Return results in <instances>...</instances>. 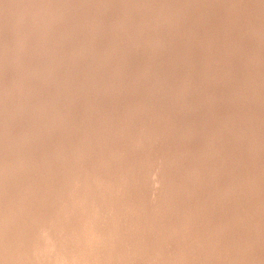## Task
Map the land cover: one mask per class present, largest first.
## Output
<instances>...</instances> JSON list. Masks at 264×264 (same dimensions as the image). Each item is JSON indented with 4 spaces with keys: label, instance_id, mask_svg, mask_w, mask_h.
<instances>
[{
    "label": "rangeland",
    "instance_id": "1",
    "mask_svg": "<svg viewBox=\"0 0 264 264\" xmlns=\"http://www.w3.org/2000/svg\"><path fill=\"white\" fill-rule=\"evenodd\" d=\"M43 1L0 0V264H264V0Z\"/></svg>",
    "mask_w": 264,
    "mask_h": 264
},
{
    "label": "bare ground",
    "instance_id": "2",
    "mask_svg": "<svg viewBox=\"0 0 264 264\" xmlns=\"http://www.w3.org/2000/svg\"><path fill=\"white\" fill-rule=\"evenodd\" d=\"M13 1H14V0H13ZM42 1H43V0H42ZM58 1H59V0H58ZM130 1H131V0H130ZM145 1H146V0H145ZM18 2H19V1H18ZM43 2H44V1H43ZM133 2H135V0H134ZM133 2H132V3H133ZM168 2H169V1H168ZM13 3H14V2H13ZM19 3H20V2H19ZM39 3H40V2H39ZM64 3H65V2H64ZM176 3H178V2H176ZM176 3H174V4H176ZM17 4H18V3H17ZM27 4H28V3H27ZM36 4H38V3L36 2ZM134 4H135V3H134ZM42 5H43V4H42ZM138 5H139V4H138ZM144 5H145V4H144ZM148 5H149V4H148ZM150 5H151V3H150ZM30 7H31V6H30ZM34 7H35V6H34ZM63 7H64V6H63ZM165 8H166V7H165ZM168 8H169V7H168ZM143 9H144V8H143ZM0 10H1V9H0ZM137 10H138V9H137ZM146 10H147V9H146ZM159 10H160V9H159ZM38 11H39V9H38ZM41 11H42V10H41ZM16 12H17V11H16ZM21 12H22V11H21ZM96 12H97V11H96ZM136 12H137V11H136ZM143 12H144V11H143ZM10 13H11V12H10ZM57 13H60V12H57ZM94 13H95V12H94ZM97 13H98V12H97ZM137 13H138V12H137ZM145 13H146V12H145ZM152 13H153V12H152ZM21 15H22V14H21ZM21 15H20V16H21ZM30 15H31V14H30ZM38 15H39V14H38ZM94 15H95V14H94ZM94 15H93V16H94ZM24 16H25V15H24ZM26 16H27V15H26ZM31 16H32V15H31ZM52 16H53V15H52ZM59 16H60V15H59ZM144 16H145V15H144ZM151 16H152V15H151ZM174 16H175V15H174ZM37 17H38V16H37ZM91 17H92V16H91ZM91 17H90V18H91ZM140 17H141V16H140ZM166 17H167V16H166ZM40 18H41V17H40ZM49 18H50V17H49ZM87 18H88V17H87ZM90 18H89V19H90ZM142 18H143V17H142ZM26 19H27V18H26ZM93 19H94V18H93ZM27 20H28V19H27ZM66 20H67V19H66ZM81 20H82V19H81ZM153 20H154V19H153ZM167 20H168V19H167ZM171 20H172V19H171ZM177 20H178V19H177ZM30 21H31V20H30ZM67 21H68V20H67ZM89 21H90V20H89ZM146 21H147V19H146ZM164 21H165V20H164ZM168 21H169V20H168ZM32 22H33V21H32ZM35 22H36V21H35ZM50 22H51V21H50ZM68 22H69V21H68ZM82 22H83V20H82ZM90 22H91V21H90ZM162 22H163V21H162ZM40 23H41V22H40ZM44 23H45V22H44ZM194 23H195V22H194ZM37 24H38V23H37ZM37 24H36V25H37ZM64 24H65V23H64ZM107 24H108V23H107ZM191 24H192V23H191ZM191 24H190V25H191ZM58 25H59V24H58ZM152 25H153V24H152ZM173 25H174V24H173ZM190 25H189V26H190ZM41 26H42V25H41ZM175 26H176V25H175ZM175 26H174V27H175ZM34 27H35V26H34ZM36 27H37V26H36ZM138 27H139V26H138ZM138 27H137V28H138ZM177 27H178V26H177ZM193 27H194V26H193ZM11 28H12V27H11ZM64 28H65V27H64ZM171 28H172V27H171ZM33 29H34V28H33ZM53 29H54V28H53ZM184 29H185V28H184ZM190 29H191V28H190ZM39 30H40V29H39ZM192 30H193V29H192ZM45 31H46V29H45ZM47 31H48V30H47ZM135 31H136V30H135ZM167 31H168V30H167ZM170 31H171V30H170ZM170 31H169V33H170ZM182 31H183V30H182ZM172 32H173V31H172ZM190 32H191V31H190ZM35 33H36V32H35ZM40 33H41V32H40ZM126 33H127V32H126ZM141 33H142V32H141ZM179 33H180V32H179ZM38 34H39V33H38ZM159 34H160V33H159ZM172 34H173V33H172ZM93 35H94V34H93ZM127 35H128V34H127ZM142 35H143V34H142ZM188 35H189V34H188ZM94 36H95V35H94ZM134 36H135V35H134ZM182 36H183V35H182ZM189 36H190V35H189ZM153 37H154V36H153ZM164 37H165V36H164ZM185 37H186V36H185ZM25 38H26V37H25ZM36 38H37V37H36ZM40 38H41V36H40ZM111 38H112V37H111ZM41 39H42V38H41ZM61 39H62V38H61ZM126 39H127V38H126ZM126 39H125V40H126ZM129 39H130V38H129ZM169 39H170V38H169ZM184 39H186V38H184ZM171 40H172V39H171ZM174 40H175V39H174ZM174 40H172V41H174ZM3 41H4V40H3ZM128 42H129V41H128ZM167 42H168V41H167ZM180 42H181V41H180ZM146 43H147V42H146ZM169 43H171V42H169ZM178 43H179V42H178ZM2 44H3V43H2ZM19 44H20V43H19ZM45 44H46V43H45ZM171 44H172V43H171ZM31 45H32V44H31ZM79 45H80V44H79ZM127 45H128V44H127ZM176 45H177V43H176ZM86 46H88V45H86ZM173 46H174V45H173ZM30 47H31V46H30ZM125 47H126V45H125ZM125 47H124V48H125ZM167 47H168V45H167ZM167 47H166V48H167ZM180 47H181V46H180ZM3 48H4V47H3ZM7 48H8V47H7ZM33 48H34V47H33ZM45 48H46V47H45ZM126 48H127V47H126ZM130 48H131V47H130ZM163 48H164V47H163ZM182 48H183V47H182ZM31 50H32V49H31ZM40 50H42V49H40ZM102 50H103V49H102ZM102 50H101V51H102ZM176 50H177V49H176ZM180 50H181V49H180ZM32 51H33V50H32ZM34 52H35V50H34ZM167 52H170V51H167ZM161 53H162V52H161ZM181 53H182V52H181ZM13 54H14V53H13ZM17 54H18V53H17ZM26 54H27V53H26ZM65 54H66V53H65ZM99 54H100V53H99ZM104 54H105V53H104ZM128 54H130V53H128ZM174 54H175V53H174ZM69 55H70V54H69ZM105 55H106V54H105ZM108 55H109V54H108ZM179 55H180V54H179ZM5 56H6V55H5ZM15 56H16V55H15ZM61 56H62V55H61ZM161 56H162V55H161ZM180 56H181V55H180ZM180 56H179V57H180ZM96 57H97V56H96ZM102 57H103V56H102ZM104 57H105V56H104ZM109 57H110V56H109ZM165 57H166V55H165ZM169 57H170V56H169ZM46 58H48V57H46ZM105 58H106V57H105ZM107 58H108V57H107ZM85 59H86V58H85ZM15 60H16V59H15ZM111 60H112V58H111ZM158 60H159V59H158ZM178 60H179V59H178ZM13 61H14V60H13ZM46 62H47V61H46ZM106 62H108V61H106ZM157 62H158V61H157ZM167 62H168V61H167ZM187 62H188V61H187ZM172 63H173V62H172ZM179 63H180V62H179ZM62 64H63V63H62ZM105 64H106V63H105ZM109 64H110V63H109ZM187 64H188V63H187ZM28 65H29V64H28ZM106 65H107V64H106ZM169 65H170V64H169ZM45 66H46V65H45ZM87 66H88V65H87ZM87 66H86V67H87ZM89 66H90V65H89ZM89 66H88V67H89ZM115 66H116V65H115ZM157 66H159V65L157 64ZM180 66H181V65H180ZM187 66H188V65H187ZM167 67H168V66H167ZM174 68H175V67H174ZM87 69H88V68H87ZM171 69H172V68H171ZM180 69H181V68H180ZM1 70H2V69H1ZM25 70H26V69H25ZM16 71H17V70H16ZM173 71H174V70H173ZM19 72L21 73V71H19ZM41 72H42V70H41ZM41 72H40V73H41ZM45 72H46V71H45ZM49 72H50V71H49ZM80 72H81V71H80ZM22 73H23V72H22ZM73 73H74V72H73ZM17 75H18V74H17ZM21 75H22V74H21ZM75 76H76V75H75ZM171 76H172V75H171ZM21 77H22V76H21ZM27 77H28V76H27ZM27 77H26V78H27ZM72 77H73V76H72ZM121 77H122V76H121ZM174 77H175V76H174ZM18 78H19V76H18ZM22 78H23V77H22ZM40 78H41V77H40ZM140 79H141V78H140ZM42 80H43V78H42ZM186 80H187V79H186ZM20 81H21V80H20ZM136 81H137V80H136ZM26 82H27V81H26ZM139 82H140V81H139ZM179 82H180V81H179ZM185 82H186V81H185ZM5 84H6V83H5ZM13 84H14V83H13ZM21 84H23V83H21ZM95 84H97V83H95ZM169 84H170V83H169ZM180 84H181V83H179V86H180ZM9 85H11V84H9ZM27 85H28V84H27ZM101 85H102V84H101ZM116 85H118V84H116ZM160 85H161V84H160ZM3 86H4V88H6L5 85H3ZM23 86H24V85H23ZM28 86H29V85H28ZM105 86H106V85H105ZM153 86H154V85H153ZM181 86H182V85H181ZM181 86H180V87H181ZM30 87H31V86H30ZM94 87H95V86H94ZM99 87H100V86H99ZM107 87H108V86H107ZM155 87H156V86H155ZM157 87H158V86H157ZM160 87H161V86H160ZM185 87H186V86H185ZM7 88H8V87H7ZM27 88L29 89V87H27ZM27 88H26V90H27ZM33 88H35V87H33ZM158 88H159V87H158ZM167 88H168V87H167ZM186 88H188V86H187ZM186 88H185V89H186ZM193 88H194V87H193ZM30 89H31V88H30ZM91 89H93V88H91ZM91 89H90V90H91ZM94 89H95V88H94ZM97 89H98V88H97ZM165 89H166V88H165ZM165 89H164V90H165ZM178 89H180V88H178ZM182 89H183V88H182ZM189 89H190V88H189ZM189 89H188V90H189ZM2 90H3V89H2ZM2 90H1V91H2ZM12 90H13V89H12ZM58 90H59V89H58ZM154 90H155V89H154ZM154 90H153V91H154ZM160 90H161V89H160ZM193 90H194V89H193ZM10 91H11V90H10ZM39 91H40V90H39ZM52 91H53V90H52ZM55 91H56V90H55ZM101 91H102V90H101ZM162 91H163V90H162ZM190 91H191V90H190ZM2 92H3V91H2ZM34 92H35V91H34ZM93 92H94V91H93ZM95 92H96V91H95ZM154 92H155V91H154ZM156 92H157V91H156ZM158 92H159V91H158ZM176 92H177V91H176ZM183 92H184V91H183ZM7 93H8V91H7ZM25 93H26V92H25ZM30 93H31V92H30ZM39 93H40V92H39ZM56 93H57V92H56ZM61 93H62V92H61ZM179 93H180V92H179ZM185 93H186V91H185ZM187 93H188V92H187ZM2 94H3V93H2ZM40 94H41V93H40ZM40 94H38V95H40ZM52 94L54 95V92H53ZM99 94H100V92H99ZM105 94H106V93H105ZM163 94H164V93H163ZM175 94H176V93H175ZM177 94H178V93H177ZM18 95H19V94H18ZM20 95H21V94H20ZM20 95H19V96H20ZM26 95H27V94H26ZM42 95H43V94H42ZM101 95H102V94H101ZM106 95H107V94H106ZM161 95H162V93H161ZM181 95H182V93H181ZM188 95H190V94H188ZM192 95H193V94H192ZM34 96H35V94H34ZM70 96H71V95H70ZM103 96H104V95H103ZM107 96H108V95H107ZM158 96H160V95H158ZM164 96H166V95H164ZM194 96H195V95H194ZM23 98H24V97H23ZM25 98H26V97H25ZM68 98H69V97H68ZM75 98H76V97H75ZM34 99H35V98H34ZM57 99H58V98H57ZM60 99H61V98H60ZM66 99H67V98H66ZM84 99H85V98H84ZM93 99H94V98H93ZM99 99H100V98H99ZM25 100H26V99H25ZM27 100H28V99H27ZM29 100H30V99H29ZM100 100H101V99H100ZM102 100H103V99H102ZM104 100H105V99H104ZM1 101H2V100H1ZM10 101H11V100H10ZM13 101H14V100H13ZM34 101H35V100H34ZM70 101H71V100H70ZM141 101H142V100H141ZM4 102H5V100H4ZM8 102H9V101H8ZM8 102H7V103H8ZM15 102H16V101H15ZM19 102H20V101H19ZM24 102H25V101H24ZM73 102H75V101H73ZM95 102H96V101H95ZM99 102H100V101H99ZM170 102H171V101H170ZM28 103H30V102H28ZM32 103H33V102H32ZM35 103H36V102H35ZM70 103H71V102H70ZM135 103H136V102H135ZM181 103H182V102H181ZM4 104H5V103H4ZM4 104H2V105H4ZM9 104H10V103H9ZM20 104H21V103H20ZM80 104H81V102H80ZM91 104H92V103H91ZM15 105H16V104H15ZM25 105H26V104H25ZM27 105H28V104H27ZM128 105H130V104H128ZM178 105H179V104H178ZM5 106H6V105H5ZM28 106H30V105H28ZM97 106H98V105H97ZM182 106L184 107V105H182ZM182 106H181V107H182ZM185 106H186V105H185ZM21 107H22V106H21ZM23 107H24V106H23ZM23 107H22V108H23ZM36 107H37V106H36ZM78 107H79V106H78ZM194 107H195V106H194ZM16 108H17V107H16ZM30 108H31V106H30ZM84 108H85V107H84ZM90 108H91V107H90ZM189 108H190V107H189ZM187 109H188V107H187ZM192 109H193V108H192ZM13 110H14V109H13ZM13 110H12V111H13ZM134 110H135V109H134ZM134 110H133V112H135ZM175 110H176V109H175ZM131 111H132V110H131ZM137 111H138V110H137ZM178 111H180V109H178ZM183 111H184V110H183ZM14 112H16V110H15ZM23 112H24V111H23ZM174 112H176V111H174ZM10 113H11V112H10ZM24 113H25V112H24ZM27 113H28V111H27ZM27 113H26V114H27ZM30 113H31V112H30ZM124 113H125V112H124ZM129 113H130V112H129ZM177 113H178V112H177ZM189 113H190V112H189ZM191 113H192V112H191ZM12 114H13V113H12ZM127 114H128V113H127ZM182 114H183V113H182ZM3 115H4V114H3ZM10 115H11V114H10ZM132 115H133V114H132ZM179 115H180V114H179ZM1 117H2V116H1ZM5 117H6V116H5ZM15 117H16V116H15ZM17 117H18V116H17ZM26 117H27V116H26ZM120 117H121V116H120ZM126 117H127V116H126ZM130 117H131V116H130ZM140 117H141V116H140ZM185 117H186V116H185ZM222 117H223V116H222ZM132 118H133V117H132ZM134 118H135V117H134ZM138 118H139V117H138ZM16 119H17V118H16ZM180 119H181V118H180ZM180 119H179V120H180ZM0 120H1V119H0ZM4 120H5V119H4ZM4 120H3V121H4ZM11 120H12V119H11ZM11 120H10V121H11ZM48 120H49V119H48ZM51 120H52V119H51ZM151 120H152V119H151ZM174 120H175V119H174ZM8 121H9V119H8ZM100 121H101V120H100ZM114 121H115V120H114ZM176 121H177V120H176ZM5 122H6V120H5ZM47 122H48V121H47ZM178 122H179V121H178ZM180 122H181V121H180ZM8 123H9V122H8ZM175 123H176V122H175ZM4 124H5V123H4ZM6 124H7V123H6ZM10 124H12V121H11ZM140 124H141V123H140ZM140 124H139V125H140ZM176 124H177V123H176ZM219 124H220V122H219ZM53 125H54V124H53ZM53 125H52V126H53ZM135 125H136V124H135ZM133 126H134V125H133ZM140 126H141V125H140ZM218 126H219V125H218ZM44 127H46V125H45ZM50 127H51V126H50ZM65 127H66V126H65ZM216 127H217V126H216ZM224 127H225V126H224ZM62 128H63V127H62ZM62 128H61V129H62ZM139 128H140V130H142L141 127H139ZM139 128H138V129H139ZM147 128H148V127H147ZM188 128H190V127H188ZM191 128H192V127H191ZM226 128H227V127H226ZM45 129H46V128H45ZM67 129H68V128H67ZM138 129H137V130H138ZM151 129H152V128H151ZM219 129H220V128H219ZM65 130H66V129H65ZM129 130H131V129L129 128ZM135 130H136V129H135ZM169 130H170V129H169ZM27 131H28V130H27ZM147 131H148V130H147ZM251 131H252V130H251ZM28 132H29V131H28ZM67 132H68V131H67ZM134 132H135V131H134ZM190 132H191V131H190ZM217 132H218V131H217ZM19 133H20V132H19ZM24 133H25V132H24ZM29 133H30V132H29ZM65 133H66V132H65ZM157 133H158V132H157ZM159 133H160V132H159ZM173 133L175 134V132H173ZM22 134H23V133H22ZM160 134H161V133H160ZM141 135H142V134H141ZM178 135H179V134H178ZM187 135H188V134H187ZM16 136H17V135H16ZM24 136H25V135H24ZM137 136H138V135H137ZM137 136H136V137H137ZM172 136L175 137V135H172ZM180 136H181V135H180ZM237 136H238V135H237ZM140 137H141V136H140ZM143 137H144V136H143ZM148 137H149V135H148ZM180 138H181V137H180ZM10 139H11V138H10ZM16 139H17V138H16ZM24 139H25V138H24ZM129 139H130V138H129ZM129 139H128V140H129ZM136 139H137V138H136ZM141 139H142V137H141ZM178 139H179V136H178ZM184 139H185V138H184ZM20 140H22V139H20ZM26 140H28V139H26ZM26 140H25V141H26ZM188 140H191V139H188ZM23 141H24V140H23ZM173 141H175V140H173ZM186 141H187V140H186ZM129 142H132V139H131V141H129ZM228 142H229V141H228ZM135 143H136V142H135ZM144 143H145V142H144ZM144 143H142V144H144ZM177 143H178V142H177ZM179 143H181V142H179ZM259 143H260V142H259ZM136 144H137V143H136ZM219 144H220V142H219ZM193 145H194V144H193ZM183 146H185V145L183 144ZM250 146H251V145H250ZM257 146H258V145H257ZM195 147H196V146H195ZM216 147H217V146H216ZM225 147H226V146H225ZM135 148H136V147H135ZM137 148H138V147H137ZM227 148H228V147H227ZM179 149H180V148H178V150H179ZM251 149H252V147H251ZM114 150H116V149H114ZM218 150H219V149H218ZM252 150H253V149H252ZM261 150H262V149H261ZM108 151H109V150H108ZM175 151H176V150H175ZM219 151H220V150H219ZM114 152H115V151H114ZM173 152H174V151H173ZM217 152H218V151H217ZM174 153H175V152H174ZM231 153H232V152H231ZM187 154H188V153H187ZM232 154H233V153H232ZM135 155H136V154H135ZM188 155H190V154H188ZM224 155H225V154H224ZM220 156H221V155H220ZM182 157H183V156H182ZM187 157H188V156H187ZM173 158H174V157H173ZM175 158H176V157H175ZM175 158H174V159H175ZM179 158H180V157H179ZM179 158H178V160H180ZM184 159H185V158H184ZM184 159H183V160H184ZM186 159H187V158H186ZM224 159H225V158H224ZM180 161H181V160H180ZM186 161H187V160H186ZM186 161H185V162H186ZM227 161H228V160H227ZM231 161H232V160H231ZM231 161H230V162H231ZM12 162H13V161H12ZM171 162H172V161H171ZM177 162H178V161H177ZM225 162H226V161H225ZM0 163H1V162H0ZM13 163H14V162H13ZM190 163H191V162H190ZM179 164H181V162H180ZM1 165L3 166V164H1ZM10 165H11V164H10ZM10 165H9V166H10ZM13 165H14V164H13ZM174 165H175V164H174ZM219 165H221V164H219ZM225 165H226V164H225ZM177 166H178V165H177ZM193 166H194V165H193ZM0 167H1V166H0ZM3 167H4V166H3ZM5 167H6V165H5ZM15 167H16V166H15ZM178 167H181V166H178ZM226 167H227V166H226ZM226 167H225V168H226ZM1 168H2V167H1ZM191 168H192V167H191ZM254 168H255V167H254ZM2 169H3V168H2ZM12 169H13V168H12ZM28 169H29V168H28ZM18 170H19V168H18ZM188 170H189V169H188ZM3 171H6V172H7L8 170H5V169H4ZM3 171H0V174H2L1 172H3ZM3 173H4V172H3ZM4 174H5V173H4ZM223 174H224V172H223ZM229 174H230V173H229ZM180 175H181V174H180ZM7 176H8V175H7ZM177 177H178V176H177ZM6 178H7V177H6ZM171 178H172V177H171ZM261 178H262V177H261ZM261 178H260V179H261ZM132 180H133V179H132ZM136 180H137V179H136ZM155 180H156V179H155ZM224 181H225V180H224ZM132 182H133V181H132ZM138 183H139V182H138ZM138 183H137V184H138ZM6 184H7V183H6ZM139 184H140V183H139ZM134 185H135V184H134ZM144 185H145V184H144ZM222 191H223V190H222ZM225 191H226V190H225ZM228 191H229V190H228ZM1 192H2V191H1ZM1 192H0V193H1ZM241 193H242V192H241ZM245 193H246V192H245ZM3 194H4V193H3ZM4 195H5V194H4ZM0 197L3 198V195L1 194ZM62 198H63V197H62ZM3 199H4V198H3ZM55 199H56V198H55ZM63 199H64V198H63ZM53 200H54V199H53ZM56 200H57V199H56ZM72 200H73V199H72ZM230 200H231V199H230ZM247 200H248V199H247ZM250 200H251V199H250ZM2 201H3V200H2ZM67 201H68V200H67ZM156 201H157V200H156ZM84 202H85V201H84ZM245 202H246V201H245ZM8 203H9V202H8ZM13 203H14V202H13ZM49 203H50V202H49ZM57 203H58V202H57ZM66 203H67V202H66ZM152 203H153V202H152ZM246 203H248V202H246ZM10 204H11V202H10ZM50 204H51V203H50ZM72 204H73V203H72ZM62 205H63V204H62ZM65 205H66V204H65ZM244 205H245V204H244ZM250 205H251V204H250ZM69 206H70V204H69ZM75 206H76V205H75ZM247 206H248V205H247ZM11 207H12V206H11ZM71 207H72V206H71ZM137 207H138V206H137ZM259 207H260V206H259ZM9 208H10V207H9ZM13 208H15V207L13 206ZM49 208H50V207H49ZM72 208H73V207H72ZM132 208H133V207H132ZM16 209H17V208H16ZM18 209H19V208H18ZM55 209H56V208H55ZM263 209H264V208H263ZM79 210H80V209H79ZM112 210H113V209H112ZM255 210H256V209H255ZM18 211H19V210H18ZM172 211H173V210H172ZM252 211H254V210H252ZM108 212H109V211H108ZM134 212H135V211H134ZM112 213H113V212H112ZM135 213H136V212H135ZM78 214H79V213H78ZM3 215H4V214H3ZM6 215H7V214H6ZM61 215H62V214H61ZM64 215H65V214H64ZM52 217H53V215H52ZM61 217H62V216H61ZM64 217H65V216H64ZM173 217H174V216H173ZM10 218L12 219V216H11ZM59 218H60V217H59ZM6 219H7V218H6ZM29 219H30V218H29ZM62 219H63V218H62ZM9 220H10V219L8 218V221H9ZM37 220H38V219H37ZM194 220H195V219H194ZM3 221H4V220H3ZM5 221H6V220H5ZM8 221H7V222H8ZM56 221H57V220H56ZM62 221H63V220H62ZM174 221H175V220H174ZM176 221H177V220H176ZM9 222H10V221H9ZM9 222H8V223H9ZM59 222H60V221H58V223H59ZM177 223H178V222H177ZM11 225H12V224H11ZM192 225H193V224H192ZM180 226H181V225H180ZM190 227H191V226H190ZM245 227H246V226H245ZM1 228H2V227H1ZM9 228H10V227H9ZM173 228H174V227H173ZM176 228H177V227H176ZM191 228H192V227H191ZM1 230H3V229H1ZM48 230H49V229H48ZM60 230H61V229H60ZM194 230H195V229H194ZM3 231H4V230H3ZM55 232H56V231H55ZM33 233H34V232H33ZM45 233H46V232H45ZM93 233H94V232H93ZM9 234H10V233H9ZM9 234H8V235H9ZM13 234H14V233H13ZM23 234H24V233H23ZM34 234H35V233H34ZM38 234H39V233H38ZM42 234H43V233H42ZM42 234H41V235H42ZM54 234H55V233H54ZM61 234H62V233H61ZM244 234H245V233H244ZM4 235H5V234H4ZM8 235H7V236H8ZM57 235H58V234H57ZM64 235H66V234L64 233ZM30 236H31V235H30ZM45 236H46V235H45ZM59 236H60V235H59ZM210 236H211V235H210ZM248 236H249V235H248ZM2 237H3V236H2ZM8 237H9V236H8ZM10 237H11V235H10ZM12 237H13V236H12ZM194 237H195V236H194ZM213 237H214V236H213ZM3 238H4V237H3ZM14 238H15V237H14ZM189 238H190V237H189ZM189 238H188V239H189ZM195 238H196V237H195ZM214 238H215V237H214ZM6 239H7V238H6ZM80 239H81V237H80ZM197 239H198V238H197ZM209 239H210V238H209ZM20 240H21V239H20ZM25 240H26V239H25ZM25 240H24V241H25ZM78 240H79V239H78ZM78 240H77V241H78ZM190 240H191V239H190ZM192 240H193V239H192ZM2 241H3V239H2ZM14 241H15V239H14ZM45 241H46V240H45ZM255 241H256V240H255ZM6 242H7V241H6ZM6 242H4V243L6 244ZM19 242H20V241H19ZM191 242H192V241H191ZM208 242H209V241H208ZM69 243H70V242H69ZM196 243H197V242H196ZM251 243H253V242H251ZM25 244H26V243H25ZM27 244H28V243H27ZM40 244H41V243H40ZM40 244H38V245H40ZM145 244H146V243H145ZM157 244H158V243H157ZM246 244H247V243H246ZM253 244H254V243H253ZM259 244H260V243H259ZM1 245H4V244H1ZM12 245H14V244H11V247H10V248H12ZM53 245H55V244L53 243ZM255 245H256V244H255ZM257 245H258V244H257ZM9 246H10V245H9ZM32 246H33V245H32ZM40 246H41V245H40ZM40 246H39V248H40ZM66 246H67V245H66ZM66 246H65V247H66ZM252 246H253V245H252ZM27 247H28V246H27ZM55 247H56V246H55ZM133 247H134V246H133ZM0 248H1V247H0ZM7 248H8V247H7ZM139 248H140V247H139ZM52 249H53V248H52ZM246 249H247V248H246ZM75 250H76V249H75ZM239 250H240V249H239ZM5 251H6V250H5ZM10 251H11V249H10ZM13 251H15V250L13 249ZM49 251H50V250H49ZM53 251H54V250H53ZM41 252H42V251H41ZM54 253H55V252H54ZM248 253H249V252H248ZM3 254H4V253H3ZM252 255H253V253H252ZM13 256H15V255H13ZM242 256H243V255H242ZM2 257H3V256H2ZM48 257H50V256H48ZM4 258H5V257H4ZM251 258H252V257H251ZM7 259H8V258H7ZM13 259H14V257H13ZM252 260H253V259H252ZM12 261H13V260H12ZM247 261H248V260H247ZM8 262H9V261H8ZM242 262H243V261H242ZM248 262H249V261H248ZM6 263H7V262H6ZM12 263H13V262H12ZM28 263H29V262H28ZM246 263H247V262H246ZM26 264H27V263H26Z\"/></svg>",
    "mask_w": 264,
    "mask_h": 264
}]
</instances>
